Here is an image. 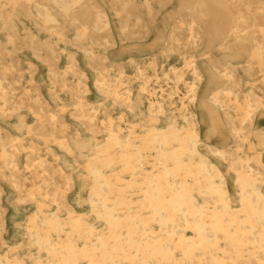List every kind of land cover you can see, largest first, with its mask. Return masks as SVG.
Here are the masks:
<instances>
[{"label": "bare ground", "instance_id": "1", "mask_svg": "<svg viewBox=\"0 0 264 264\" xmlns=\"http://www.w3.org/2000/svg\"><path fill=\"white\" fill-rule=\"evenodd\" d=\"M0 28V118L46 143H24L0 121V181L15 193L3 203L0 183V246L28 234L0 264H264V161L251 140L264 115V0H0ZM33 29L63 41L73 31L75 52L61 61ZM20 44L45 79L31 69L21 81ZM168 58L183 65L158 72ZM62 95L103 143L67 138ZM82 163L85 201L70 170ZM18 205L37 211L21 220Z\"/></svg>", "mask_w": 264, "mask_h": 264}, {"label": "rangeland", "instance_id": "2", "mask_svg": "<svg viewBox=\"0 0 264 264\" xmlns=\"http://www.w3.org/2000/svg\"><path fill=\"white\" fill-rule=\"evenodd\" d=\"M251 26L249 27L250 30ZM21 32V34L19 35V39H23L25 38V33L23 29L19 30ZM34 32V36L33 39L37 36L40 37L39 41L41 43H43V45L47 43H49L50 45H52V47L55 49V54L58 56H61V61L63 54H66L68 52L74 53L75 52V45H73L70 41H73L76 37V35L73 33V31H68V35H67V40L63 41L60 38L58 39L55 35L53 36H46L44 33H42L39 30L33 29L32 30ZM3 30L0 28V34L1 36V44L7 45V41L5 40L6 35L2 34ZM124 42H128L127 39L122 40ZM87 46L89 45L88 43L86 44ZM250 48V45H249ZM201 49V48H200ZM199 48L197 49H192L191 53L196 56V59H200L201 57L205 56L202 52V50H200ZM30 49L28 48L27 45L25 44H20L19 47L16 49V53H18V60L20 61L19 67H20V72L22 73V78L21 81H23L25 84H27V80L29 78V71L31 69H33V75H37L40 76L41 78L45 79L46 78V70H43L45 63L43 62V60H41L39 57H37L36 55H33L32 52L29 51ZM190 53V52H189ZM245 58V57H244ZM241 60L240 62L236 63V67L239 69L240 73H242L243 75V80L246 78V74L243 71V67L245 65V60L244 59ZM175 62V64H178L180 66L183 65V61L182 60H169V58L166 60H163L160 64H158L157 68H158V72H160V68L163 69V71H167L168 68L171 66L170 63ZM63 63V62H61ZM128 71H130V69H126ZM87 79L91 82L92 80V75L87 72ZM48 95V94H47ZM95 96H98V94L96 92H94ZM63 96L64 99V105L66 106V123L69 126L68 130L66 132L67 134V138H69V140L71 142H75V141H84L87 143H94V141H98L103 143V135L104 133H96L97 139L94 140L92 138L93 134L90 133L87 129H85V127L83 125H81L77 120H75L69 113H70V108H71V104L70 101H66L65 100V96ZM97 98V97H95ZM47 101L49 102V107L52 109H59L60 107V103L58 101H55L53 98H51L50 96H46ZM25 113H24V123L25 126H32L34 124V117L30 114V112L27 109H24ZM114 112V111H113ZM116 112V111H115ZM148 117L144 116L142 117L141 120H137L136 118H131L129 119V124L130 125H136V127L138 128V125L136 124L137 122H145V120H147ZM0 121L2 122V124L6 127H10L9 129L13 132V134L19 135L23 138V142L24 143H35L37 144L39 147L44 148L46 143H44V139L42 136L40 135H31L29 133H27L26 127H20V128H15L14 126L17 124V122H15V120L13 119L12 121L8 122L9 120H6L5 118H0ZM253 124L251 127V140L252 143H254L256 149H258L261 154H262V159L264 161V145L260 144V141L263 137L264 140V115H261L259 113L255 114L253 117ZM223 147H228L227 145H225L223 142H220ZM54 151L58 154V159L61 162H69V157L67 156V154L64 152L63 149L57 147L54 143H51ZM245 151L249 152L250 150L248 149V145L247 143L244 145ZM42 153H44L45 151H41ZM80 160H83L82 158H80ZM83 163L81 165H79L76 168H71L70 170H72L73 175L75 176L74 179V185L73 187L76 189V192H78V194H80L82 196V201H85L86 199V195H87V189H86V185L83 184V180L82 177H84V171L82 169ZM74 167V166H72ZM235 175L233 174V177ZM232 181H229V183H231ZM0 183L2 184V186L4 187V201L3 203H6V196H14L15 193L12 191V189L3 181H0ZM230 185V184H229ZM264 187V186H263ZM264 190V189H263ZM231 204L235 205V210L239 208V201H238V195L236 193V191L234 190V194L231 193ZM73 201H75V199H73ZM84 203V202H83ZM77 204L74 203V208L77 209L79 214H82V216H85L89 218V220L93 223H96V219H94V217L91 215V212L89 211L88 207H86V205L84 204ZM19 206V210L22 212V215L20 217V219H25L27 217L28 214H25V211L28 212H36L37 208L34 206H30V207H24V205H18ZM8 211V210H7ZM55 211V210H53ZM9 212V211H8ZM63 215L64 218L67 217V213L65 211H63ZM8 222H9V218H8ZM22 222V221H21ZM9 224V223H8ZM10 227V226H9ZM11 228V227H10ZM28 240V234L26 233L25 230H22V232L19 233V235L16 236H12L8 237L6 236V241L7 243H11V244H16V245H20L23 242H26ZM6 243V245H3L2 247L0 246V252L2 253H6L7 251V247L8 244ZM35 251V249H34Z\"/></svg>", "mask_w": 264, "mask_h": 264}]
</instances>
